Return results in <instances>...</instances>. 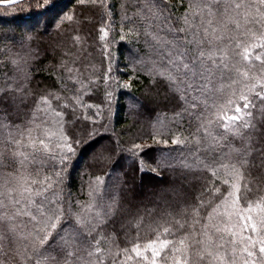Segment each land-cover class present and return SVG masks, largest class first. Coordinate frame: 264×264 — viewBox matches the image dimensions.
I'll return each instance as SVG.
<instances>
[{"label":"snow or ice","instance_id":"1","mask_svg":"<svg viewBox=\"0 0 264 264\" xmlns=\"http://www.w3.org/2000/svg\"><path fill=\"white\" fill-rule=\"evenodd\" d=\"M23 3L55 7L52 0H0V7ZM179 3L184 11L177 14L172 0H121L122 27L143 41L142 62L163 80L189 118L187 135L171 143L188 147L193 160L169 165L180 169L173 176L178 179L197 167L218 179L222 172L230 177L222 181L229 189L221 200L226 222L204 223L178 240L167 238L176 233L166 227L161 234L166 238L158 235L131 252L149 260L142 252L151 251L150 264H238L241 257L243 264H264V195L248 196L250 183L257 191L264 186V68L254 71L257 62L264 65V0ZM100 31L101 39L108 37L105 28ZM37 55L23 44L0 42V264H104L103 225L120 205L98 188L87 203L65 197L61 166L70 158L65 153L74 149L67 136L53 145L57 133L49 120V113L63 116L52 107V100L61 97H41L26 114L28 69ZM68 79L76 83L74 76ZM69 91L76 96L75 89ZM13 115L20 121L9 118ZM218 194L219 187L212 197ZM208 203L201 200L193 207L196 223L200 207ZM219 208L202 219L211 221Z\"/></svg>","mask_w":264,"mask_h":264},{"label":"trees","instance_id":"2","mask_svg":"<svg viewBox=\"0 0 264 264\" xmlns=\"http://www.w3.org/2000/svg\"><path fill=\"white\" fill-rule=\"evenodd\" d=\"M52 2L54 8L28 3L0 7V42L5 46L23 44L38 53L28 69L31 96L26 114L41 97L49 94L61 97L52 100V107L63 116L49 113V120L54 122L51 126L57 133L53 145L62 143L61 138L67 136L74 149L65 153L70 158L61 166L65 197L87 203L92 199V189L98 188L100 195L108 200L115 197L119 202V211L103 225L104 264H150L151 251L142 252L149 260H140L131 249L136 244L147 245L158 235L166 238L161 235L166 227L176 233L167 238L178 240L185 234H195L204 223L226 222L221 215L224 212L221 200L229 189L222 181L230 177L222 172L218 179L207 169L194 167L196 177L185 181L181 175V184L170 178L174 172L179 174L180 169L158 161L161 156L175 160L172 165L185 158L193 160L188 147L171 143L173 138L187 135L189 118L163 80L148 74L149 68L142 62L143 41L127 35L126 27H122L121 0H107L106 6L94 5L89 0ZM172 2L177 14L184 11L179 0ZM67 16L73 19H65ZM101 28L108 31L105 39H101ZM77 36L79 41L75 39ZM68 68L73 69L71 74ZM261 68L264 65L257 62L254 71ZM69 75L75 77V84L68 79ZM69 89H75L79 99ZM136 110L142 111L140 117ZM9 118L17 122L21 119L16 115ZM153 118L160 122H153ZM165 139L169 141L167 145L163 143ZM101 141L107 143L101 148L103 156L90 155ZM249 186L253 189L248 192L249 197L264 195V186H260L261 191H257L255 183ZM217 187L220 194L212 197ZM241 188L243 192V185ZM201 200L211 203L200 207V223H196L192 209ZM217 205L220 208L213 213V219L204 221L202 218ZM149 209L155 211L149 214ZM132 210L138 212L139 222L135 232L128 235L124 233V224ZM157 212L166 218L156 225L151 217ZM177 220L184 223V228L179 227ZM232 223H236L235 218ZM236 230H240L239 226ZM129 255L134 258L129 260ZM238 264H243L242 257Z\"/></svg>","mask_w":264,"mask_h":264},{"label":"rangeland","instance_id":"3","mask_svg":"<svg viewBox=\"0 0 264 264\" xmlns=\"http://www.w3.org/2000/svg\"><path fill=\"white\" fill-rule=\"evenodd\" d=\"M38 25V24H37ZM25 27V26H24ZM38 27V26H37ZM27 30V28H24V31H26ZM65 47H66V45H65ZM131 62H133V61H131ZM98 68V67H97ZM152 72H151V70L150 69H148V74H151ZM154 77H157V76H155V75H153ZM165 85V84H164ZM167 88V87H166ZM155 94V93H154ZM155 96H156V94H155ZM137 115H138V117H140L141 115H142V111L141 110H136V112H135ZM134 119L136 120V117L134 116ZM154 119V121L153 122H156V123H159L160 122V120L158 119L157 120V118H153ZM157 121H159V122H157ZM107 143H106V141H101L100 142V144H98L94 149H93V151L91 152V154L90 155H94V157H101V156H103V154L101 153V148H102V146H104V145H106ZM158 161H159V163L160 164H162V165H164V166H166V165H168V164H170V165H172V164H174L176 161L175 160H171L170 158H168L167 156H161V157H159V159H158ZM179 163V162H178ZM194 169L192 170V171H190V172H187V174L186 175H183V180H187V181H192L193 180V178L192 177H196V174H194ZM170 178L172 179H175L176 181H178L179 183H181L182 184V180H180V177L177 179V178H175L174 176H173V174H170ZM195 180V179H194ZM199 192H201L200 190H198V193ZM202 193V192H201ZM124 206V205H123ZM123 206H122V208H123ZM121 208V209H122ZM137 208V207H136ZM121 212H122V210L120 211V214H121ZM137 213L138 212H136V210H132L131 212H129V214H128V217H126L127 219H126V221H125V224H124V233H126V234H128V235H130V233L131 232H135V230L138 228V215H137ZM155 214V216L154 217H151L152 218V221L154 222V224H156L157 225V223L158 222H160V220H164L166 217H165V215H161L160 213H154ZM161 215V216H160ZM146 220V219H145Z\"/></svg>","mask_w":264,"mask_h":264},{"label":"water","instance_id":"4","mask_svg":"<svg viewBox=\"0 0 264 264\" xmlns=\"http://www.w3.org/2000/svg\"><path fill=\"white\" fill-rule=\"evenodd\" d=\"M9 6H13V5H9Z\"/></svg>","mask_w":264,"mask_h":264}]
</instances>
